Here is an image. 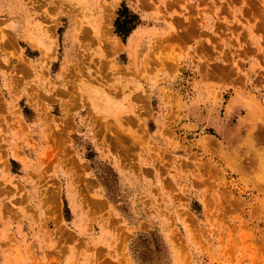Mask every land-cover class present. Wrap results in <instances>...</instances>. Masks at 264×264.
Listing matches in <instances>:
<instances>
[{"label": "rangeland", "instance_id": "rangeland-1", "mask_svg": "<svg viewBox=\"0 0 264 264\" xmlns=\"http://www.w3.org/2000/svg\"><path fill=\"white\" fill-rule=\"evenodd\" d=\"M252 128L264 0H0V264H264Z\"/></svg>", "mask_w": 264, "mask_h": 264}, {"label": "bare ground", "instance_id": "bare-ground-1", "mask_svg": "<svg viewBox=\"0 0 264 264\" xmlns=\"http://www.w3.org/2000/svg\"><path fill=\"white\" fill-rule=\"evenodd\" d=\"M250 135H251V139H249V141L251 140L250 142L252 143V145H251V143H248L249 141L247 139L245 144H244V146L247 147L246 149L249 150V152L252 149H248V147H250V145H251L252 148H253V152H251V154H253V156H252L253 158H250V156H248L249 157V162L248 163L252 164L254 160H255L256 163L259 162V161L264 160V134L262 133V131H254L253 128H252ZM247 150H245V151L247 152ZM254 156H256V157H254ZM263 199L261 201H264Z\"/></svg>", "mask_w": 264, "mask_h": 264}, {"label": "trees", "instance_id": "trees-1", "mask_svg": "<svg viewBox=\"0 0 264 264\" xmlns=\"http://www.w3.org/2000/svg\"><path fill=\"white\" fill-rule=\"evenodd\" d=\"M122 9L124 14L127 12V17H125L123 14H119V16L114 21V29L117 34L124 37L129 32V30L132 29L134 25L138 23V20L135 15L129 13V11H127L124 6L122 7Z\"/></svg>", "mask_w": 264, "mask_h": 264}]
</instances>
